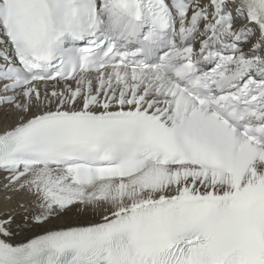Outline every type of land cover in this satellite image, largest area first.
I'll return each mask as SVG.
<instances>
[{"label": "snow or ice", "instance_id": "6c2138e0", "mask_svg": "<svg viewBox=\"0 0 264 264\" xmlns=\"http://www.w3.org/2000/svg\"><path fill=\"white\" fill-rule=\"evenodd\" d=\"M0 108V264H264V0H0Z\"/></svg>", "mask_w": 264, "mask_h": 264}, {"label": "bare ground", "instance_id": "6f19581e", "mask_svg": "<svg viewBox=\"0 0 264 264\" xmlns=\"http://www.w3.org/2000/svg\"><path fill=\"white\" fill-rule=\"evenodd\" d=\"M17 114L10 112L7 108H0V129L5 126H11L16 122ZM4 173L0 172V215L5 213H12L18 218L23 215L24 209L20 208L21 203L28 206L29 210L32 208L31 197L25 193H10L5 190L4 184ZM11 195V199L7 197ZM101 210H97L96 219L100 218ZM87 215L92 216L93 213L89 211ZM39 229L30 228L18 233L17 239L23 240L24 238L31 236L33 233L38 232Z\"/></svg>", "mask_w": 264, "mask_h": 264}]
</instances>
